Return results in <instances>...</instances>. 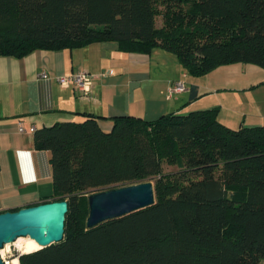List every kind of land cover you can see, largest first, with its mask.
<instances>
[{"label":"trees","instance_id":"trees-1","mask_svg":"<svg viewBox=\"0 0 264 264\" xmlns=\"http://www.w3.org/2000/svg\"><path fill=\"white\" fill-rule=\"evenodd\" d=\"M99 41L162 48L193 77L235 62L264 69V0H0V55ZM81 114L34 131L52 168L42 203L66 211L61 239L19 264H264V125L229 128L211 107L113 116L103 131ZM150 180L151 206L85 226L87 195Z\"/></svg>","mask_w":264,"mask_h":264},{"label":"crops","instance_id":"crops-1","mask_svg":"<svg viewBox=\"0 0 264 264\" xmlns=\"http://www.w3.org/2000/svg\"><path fill=\"white\" fill-rule=\"evenodd\" d=\"M259 68L235 62L193 77L162 48L124 52L113 41L35 49L21 57L0 55V212L37 205L52 195L50 153L35 147V130L81 121L84 112L96 116L99 128L107 131L113 116L152 120L211 107H217L218 121L229 128L264 125V71ZM77 71L92 76L86 96L57 81ZM176 80L184 82L183 91L170 90Z\"/></svg>","mask_w":264,"mask_h":264},{"label":"water","instance_id":"water-1","mask_svg":"<svg viewBox=\"0 0 264 264\" xmlns=\"http://www.w3.org/2000/svg\"><path fill=\"white\" fill-rule=\"evenodd\" d=\"M152 183L142 181L87 195L85 226L114 219L151 206ZM66 201H52L0 212V248L18 237H29L40 247L58 242L62 237ZM0 264L3 260L0 257Z\"/></svg>","mask_w":264,"mask_h":264},{"label":"built area","instance_id":"built-area-1","mask_svg":"<svg viewBox=\"0 0 264 264\" xmlns=\"http://www.w3.org/2000/svg\"><path fill=\"white\" fill-rule=\"evenodd\" d=\"M40 76L42 78H47L46 73H41ZM91 78L92 76L84 71H77L71 73L69 75H61L57 78V81L60 86L66 87L68 85H72L75 90H77L82 96H86V94L90 90L91 86ZM185 89L184 82L181 80H176L170 85V90L173 92H181ZM19 131H24V128L20 125L18 127ZM29 131H34V127H29ZM3 260V259H2ZM3 264H6V261L3 260Z\"/></svg>","mask_w":264,"mask_h":264},{"label":"rangeland","instance_id":"rangeland-1","mask_svg":"<svg viewBox=\"0 0 264 264\" xmlns=\"http://www.w3.org/2000/svg\"><path fill=\"white\" fill-rule=\"evenodd\" d=\"M155 24L156 25H160V17H156L155 18ZM259 69H261L262 71H264V69L263 68H259ZM169 169H172L171 168V166H168V165H166V164H163V170H169ZM150 182L152 183L153 181L152 180H150ZM21 239V247H22V245L24 246V245H26L27 244V242H29L31 239L30 238H26V237H22V238H20ZM28 240V241H27ZM1 249H3L2 250V253H4L3 254V257H1V254H0V257L4 260V261H9V260H11L12 259V261H13V257H17L18 258V255L19 254H21L18 250H17V248H16V245H14L13 243H11V244H9V243H7V244H4L3 245V247L2 248H0V250ZM34 251V250H33ZM1 252V251H0ZM11 264H19V260H16V262H11Z\"/></svg>","mask_w":264,"mask_h":264},{"label":"bare ground","instance_id":"bare-ground-1","mask_svg":"<svg viewBox=\"0 0 264 264\" xmlns=\"http://www.w3.org/2000/svg\"><path fill=\"white\" fill-rule=\"evenodd\" d=\"M23 237V236H22ZM22 237H18L14 242H13V244L14 245H16V248H17V250L20 252V253H28V252H30V251H33V250H36V249H39V245L34 241V240H30L29 242H27V244L26 245H22V247H21V239L20 238H22ZM26 238H29V237H27L26 236ZM28 241V240H27ZM2 250L3 249H1L0 251V254H1V257H3V254L4 253H2ZM16 260H18V258L15 256V257H13V261H12V259L11 260H9V261H7L6 262V264H11V262H16Z\"/></svg>","mask_w":264,"mask_h":264}]
</instances>
